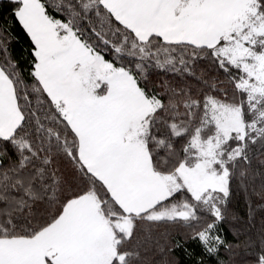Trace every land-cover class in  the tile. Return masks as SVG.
<instances>
[{
    "label": "snow or ice",
    "instance_id": "1",
    "mask_svg": "<svg viewBox=\"0 0 264 264\" xmlns=\"http://www.w3.org/2000/svg\"><path fill=\"white\" fill-rule=\"evenodd\" d=\"M0 264H264V0H0Z\"/></svg>",
    "mask_w": 264,
    "mask_h": 264
},
{
    "label": "trees",
    "instance_id": "2",
    "mask_svg": "<svg viewBox=\"0 0 264 264\" xmlns=\"http://www.w3.org/2000/svg\"><path fill=\"white\" fill-rule=\"evenodd\" d=\"M241 212H242V209H241Z\"/></svg>",
    "mask_w": 264,
    "mask_h": 264
}]
</instances>
